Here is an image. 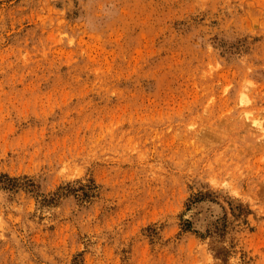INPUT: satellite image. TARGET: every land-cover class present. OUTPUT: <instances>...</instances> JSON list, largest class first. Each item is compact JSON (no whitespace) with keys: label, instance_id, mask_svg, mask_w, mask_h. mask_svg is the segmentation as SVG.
<instances>
[{"label":"rangeland","instance_id":"obj_1","mask_svg":"<svg viewBox=\"0 0 264 264\" xmlns=\"http://www.w3.org/2000/svg\"><path fill=\"white\" fill-rule=\"evenodd\" d=\"M0 264H264V0H0Z\"/></svg>","mask_w":264,"mask_h":264},{"label":"bare ground","instance_id":"obj_2","mask_svg":"<svg viewBox=\"0 0 264 264\" xmlns=\"http://www.w3.org/2000/svg\"><path fill=\"white\" fill-rule=\"evenodd\" d=\"M257 125V124H256ZM255 127V126H254Z\"/></svg>","mask_w":264,"mask_h":264}]
</instances>
